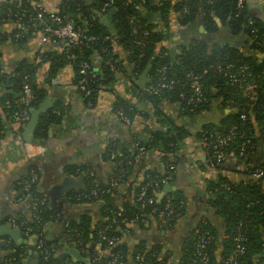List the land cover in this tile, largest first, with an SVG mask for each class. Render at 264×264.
<instances>
[{
	"label": "trees",
	"instance_id": "trees-1",
	"mask_svg": "<svg viewBox=\"0 0 264 264\" xmlns=\"http://www.w3.org/2000/svg\"><path fill=\"white\" fill-rule=\"evenodd\" d=\"M20 1L18 3V0H7L0 3L2 10L0 22L6 20L7 23H12L15 25L12 33L19 32L22 36L20 37L25 38L30 33L33 21L37 17L38 7L32 4V0ZM237 1L145 0L140 3L139 1L114 0L112 8H115V12L111 20L106 22L105 16L109 9L99 13L103 4L101 0H61L58 14L74 21L75 26L82 31L84 43L78 46L64 45L65 51L59 55L57 60L62 63L65 60L73 65L77 71L76 86L80 77L78 75L80 63L90 64L91 69L86 84L87 89L90 90L89 93L86 94L77 87L84 105L89 107L96 104L100 90L114 83L116 72L131 77L132 74L150 65V78L155 79L160 69L164 68L166 77L174 80L172 89L163 91L160 96H149L143 90L138 93V99L157 104L160 99L166 98L177 102L182 108V114L186 116L198 115L203 111H216L219 116L218 122H211L212 120L203 122L201 131L196 133V136L198 138L208 136L214 131L221 134L233 131L231 140L225 146V157L232 152L238 154L239 148L244 147L245 157H240V159L245 164H249L250 156L257 149L258 143L264 144V19L258 17L256 12L249 8L246 0L241 7H237ZM146 11L158 17L164 27L160 26V29H157L155 24L145 16ZM170 11L176 13V23L183 31V39L175 50L161 45V42L169 37L167 19ZM200 24L204 32L190 38L191 32L198 33L197 26ZM140 30L148 31V35L143 36L139 33ZM3 40L5 36L0 35V45ZM138 40L142 43H137ZM115 44L122 46L126 52L125 58H120L119 54L114 51ZM95 59H98L97 68H94ZM241 66L246 67L247 78H250L253 84L247 86V89L231 84L227 75L223 74L225 69L234 70ZM25 74L28 76L34 94L29 107L31 109L37 107L45 97L43 89H38L30 82L29 70L23 62L14 69L13 73H7L2 70L0 60V139L7 135L9 129H12L11 114L19 106L13 100L22 92ZM190 74L199 77L201 93L205 99L203 102H187V99L193 95ZM6 101L9 103H5ZM112 107L114 111L121 110L131 121L136 118V115L141 114L139 108L119 96L112 102ZM156 114L160 127L155 130L142 128L143 131L135 133V139L144 146L145 152H159L166 162L165 173L167 175L171 171L172 157L177 146L189 133L183 127L175 126L161 111L157 110ZM242 114L244 118L241 117ZM59 119L51 111L42 114L33 131L32 141L37 142L43 138L47 127L52 123H58ZM112 153L114 156L111 159L109 155ZM105 159L112 163L113 176L123 174L126 177L129 174L133 158L126 151L113 148ZM208 159L209 162H215L212 151H208ZM222 163L216 166L220 167ZM254 167L264 169V162ZM33 168L36 170L35 167ZM253 168L251 166L247 168L245 174L248 178L240 182H232L219 174L215 180L208 183L207 203L214 218L211 219L208 214L198 218L195 228L183 240L179 264H190L192 261H195L193 264H200L195 255V242L203 230H208L214 237L207 248L208 264H227L225 261L232 254L236 243L235 238L240 234L244 235L247 241L246 251L239 257V263H264V179L252 177ZM159 175L156 172L146 174L150 178L159 177ZM144 181L146 177L140 185ZM103 186L94 182L90 175L86 176L85 186L77 195L79 199L73 201L76 204L85 203L87 206L97 207V217L100 220L94 222L90 216L82 214L79 219L69 224V239L77 242V250L81 247L87 248L90 258L93 255L91 242L97 238L99 232L103 231L108 236H117L119 241L113 247V251L121 256L120 260L123 263L127 258L128 247L127 243L121 241L122 231L120 229L127 223H120V228L117 227V229L113 227L111 230H104L103 219H109L116 212L121 211L120 218L125 217L128 223L129 220L138 218L136 223L141 226V218H147L145 213L148 209L145 212L140 211L136 195L131 203H124L119 208L109 194L98 195V197L90 194L91 189ZM154 190L155 188L150 186L148 193L154 196L156 205L160 208L170 205L176 214L171 222L176 225L186 211L185 199L175 192L158 199ZM29 193L42 195L35 183L31 184ZM47 212L48 207L45 206L42 212L45 222ZM27 218L25 210L23 216L17 221H26ZM42 233L44 239L50 242L44 227H42ZM105 244L106 242L102 243L103 246ZM12 248H14V254L15 250L24 249L23 246L9 242L5 247L7 255ZM160 253V245L155 244L147 248L146 243L141 241L134 247L132 260L135 256H139V260H134V264H167L166 260L170 252L164 258H160ZM81 256L83 260H74L75 264H87L84 258L86 255ZM70 258V255L56 251L53 259L67 260ZM106 259L101 258L102 261ZM39 260L40 264L47 262L42 257H39Z\"/></svg>",
	"mask_w": 264,
	"mask_h": 264
},
{
	"label": "crops",
	"instance_id": "crops-1",
	"mask_svg": "<svg viewBox=\"0 0 264 264\" xmlns=\"http://www.w3.org/2000/svg\"><path fill=\"white\" fill-rule=\"evenodd\" d=\"M263 1L245 2L258 17L264 19ZM2 2L5 0H0V3ZM60 2L61 0H32V4L38 7L37 15H41L35 17L31 31L25 38H16L12 33L15 27L12 23H7L6 20L0 22V35L5 36L0 45L2 70L13 73L23 62L29 70L30 82L45 93L38 106L45 101L48 103L46 111L39 114V120L41 115L48 111L60 118L58 123L47 127L45 136L37 142L32 141L33 135L27 133L26 125L21 127L15 122H12V129H9L7 135L0 139V264H4L7 255L5 247L9 242L23 246L26 250V257L19 264H32L34 256L38 257L34 251V242H30L33 236H26L9 222L10 218L20 219L25 213L26 205L19 199L18 184L30 170H34L33 167L39 177L37 187L46 198L48 207L44 231L56 244L57 252L68 255L71 249L79 252L69 239V224L79 219L82 214H87L94 222L100 220L97 217V207L76 204L73 200L78 199V192L84 188L87 175L102 186L113 177L112 163L105 159L111 149L126 151L133 158L129 174L109 193L119 208L134 200L147 172H156L160 174L159 177L165 176L166 162L159 152L150 151L141 155L134 146L137 131H143L144 128L155 130L160 127L157 110L189 134L179 143L173 157L171 156V177L156 187L154 194L158 199L174 192L180 194L185 199L186 211L178 223L167 230L160 229L155 218L150 215L141 219V226L134 222L124 224L120 229L121 241L127 243L128 247L124 264H131L134 247L141 241L146 243L147 248L155 244L160 245V258L170 252L166 263L179 264L183 240L195 228L198 218L205 214L210 215L211 219L214 218L207 203L208 183L215 180L219 174L232 182L247 179V168L264 162V144L258 143L257 149L250 156L249 164H245L238 154L232 152L227 154L220 167L211 165L208 153L196 133L201 131L203 122H218V113L203 111L198 115L186 116L182 114V108L177 102L166 98L160 99L157 104L138 99V93L144 90L150 79L149 69L146 76L143 74L146 67L131 77L116 72V80L108 88L100 90L96 104L92 107L85 106L77 91V71L68 61L64 60L62 63L57 60L65 51L64 43L61 40L40 42L43 28L48 23L47 18L52 13H58ZM1 12L0 8V15ZM145 16L157 29L164 27L163 22L150 11H146ZM176 19V13L170 11L167 19L169 37L161 42L163 47L174 50L183 39V31L178 28ZM200 26L202 25L197 26L198 33L191 32L190 38L202 33ZM114 51L120 58L126 57L122 46L115 44ZM93 63L94 68H97L98 59ZM117 96L135 105L141 112L131 124H126L113 110L112 102ZM109 157L111 158V154ZM7 225L17 228L27 243L18 244L10 235L4 234L3 230ZM37 264H40L39 259Z\"/></svg>",
	"mask_w": 264,
	"mask_h": 264
},
{
	"label": "built area",
	"instance_id": "built-area-1",
	"mask_svg": "<svg viewBox=\"0 0 264 264\" xmlns=\"http://www.w3.org/2000/svg\"><path fill=\"white\" fill-rule=\"evenodd\" d=\"M6 1V0H5ZM139 1L143 3L145 0H127V2ZM21 1L18 0V3ZM244 3V0L237 1V7H241ZM114 0H104L103 4L99 10V13H103L106 10L112 8ZM41 13L37 15L40 17ZM48 23L43 28V37L40 42H45L47 40H61L65 46H78L84 43V36L82 31L75 26L74 21L71 18H68L64 15H59L58 13H52L48 16ZM136 31L137 28H134ZM143 36L148 35V31L140 30L139 32ZM16 38H19L21 34L18 32L15 34ZM137 43H142L141 40H138ZM110 64V62H108ZM111 65V64H110ZM231 68V66H228ZM227 68V67H226ZM91 66L88 62H81L80 68L78 70V75H80L77 81V87L84 91L86 94L89 93L87 89V76L90 73ZM224 75H227L228 80L231 84H237L244 89H247V86L253 85L250 78L248 79V73L245 66H241L238 69L230 70L225 69L223 72ZM191 86L193 88V95L188 99V103H198L203 102L205 99L201 93V86L199 83V77L194 74H190ZM174 80L168 79L166 77V71L164 68L160 69L158 75L155 79H149L147 84L144 87V91L149 96H160L163 91L171 90ZM34 99L33 90L28 81V76L25 74L23 76L22 83V92L20 95L13 100L14 103H17L19 106L12 112L11 119L13 122L17 123L19 126H25L30 117V103ZM5 103H9L6 101ZM126 124H131V120L121 111L117 110L115 112ZM245 116L242 114L241 116ZM2 123V122H1ZM233 131H229L227 134H221L218 131H214L211 135L202 136L199 138V142L203 145L208 153V151L213 152V157L215 162H211V165H217L221 163L226 155L225 146L231 140ZM134 146L138 154H144L145 148L140 145L139 141L135 139ZM238 155L240 157H245L244 147L239 148ZM114 154H111L113 158ZM254 178H263L264 179V169L255 168L252 173ZM170 173L163 177L150 178L146 176V181L139 185L136 198L139 202L140 211L145 212L148 209V212L145 213L147 216H153L155 221L160 229H171L175 225L172 224L171 220L176 214L170 205H166L163 208H160L156 205V200L154 196L148 193V188L153 186L154 188L160 186L162 182L170 178ZM125 179L123 174L119 176H113L110 181L103 187H96L90 190V194L94 197L98 195L109 194L116 186L121 184ZM39 182V177L35 170H30L28 174L23 177L19 182V199L24 202L26 205V212L28 218L22 221H17L15 218H10L9 222L15 227L19 228L22 233L26 236H33L34 241V251L39 257H42L43 260H46V264H75L72 258L67 260H56L55 257L57 247L53 241H46L43 237L42 227H44L45 221L42 217V212L46 206V198L43 195H34L30 194L31 184L35 183L37 186ZM79 199V197H77ZM85 204V203H84ZM121 211L116 212L109 219H103L104 230H111L120 228V223H128L125 217H122ZM142 219V218H141ZM138 218H133L129 222L136 223ZM116 227V228H115ZM214 237L208 230H203L197 237L195 242V255L197 256V261L200 264H208V246L213 241ZM119 238L114 235H106L103 231L97 234V238L91 242L93 245L92 257L88 256V249L81 247L78 250L80 255H86L84 258L87 260V264H124L120 260V255L117 252L113 251V247L118 243ZM246 241L247 238L244 235H237L235 238V247L232 254L225 261L227 264H240L239 257L243 255L246 251ZM74 246H77V242L73 241ZM103 242H106L105 246L102 245ZM14 248L10 249L8 255L4 259V264H19L26 257V250L19 249L15 250ZM106 252V253H105ZM54 256L53 258L51 256ZM101 258H107L106 261H102ZM135 261L139 260V256H135ZM134 260L131 257V264H134ZM40 261V260H39ZM126 261V260H125ZM195 262V261H194ZM193 261L190 264L194 263Z\"/></svg>",
	"mask_w": 264,
	"mask_h": 264
},
{
	"label": "water",
	"instance_id": "water-1",
	"mask_svg": "<svg viewBox=\"0 0 264 264\" xmlns=\"http://www.w3.org/2000/svg\"><path fill=\"white\" fill-rule=\"evenodd\" d=\"M104 1V0H101ZM115 12V8H110L106 14V22H109L112 18V15ZM217 22H219L217 20ZM199 30L201 32H204V28L202 26H200ZM150 65H147L145 70L143 71V74L146 76L148 74V69H149ZM117 76V75H116ZM48 107V103L47 101L42 102L37 108H31L30 109V117L29 120L26 124V129H27V133L28 134H33V131L36 127V125L38 124L39 121V114L43 113L46 111V108ZM3 233L6 235H10L11 238L18 244H22V243H27L26 240H24L21 236H20V231L17 228H10L8 225L7 227L4 228ZM35 238L32 237V239L30 240V242H34ZM29 253L31 254V251H29ZM69 255L74 259V260H83L82 256L75 250H70L68 251ZM24 262V261H23ZM22 262V263H23ZM38 262V257L34 256L32 264H37Z\"/></svg>",
	"mask_w": 264,
	"mask_h": 264
}]
</instances>
